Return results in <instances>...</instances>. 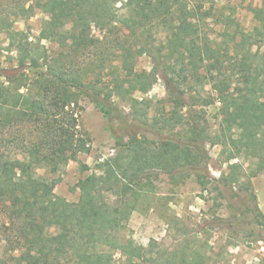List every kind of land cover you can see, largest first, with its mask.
I'll return each mask as SVG.
<instances>
[{"label": "trees", "instance_id": "16d2710c", "mask_svg": "<svg viewBox=\"0 0 264 264\" xmlns=\"http://www.w3.org/2000/svg\"><path fill=\"white\" fill-rule=\"evenodd\" d=\"M205 1L125 0L120 13L118 0H45L43 34L48 32L60 49L52 55L0 17V33L17 50L16 66L0 74V134L21 128L5 143L0 140V264H116L114 253L122 264H209L218 256L207 244V254L194 250L190 257L184 251L154 253V242L143 248L118 235L144 197L146 177L164 175L181 183L194 177L205 186L211 143L230 147L229 160L257 156L247 179L264 171V51L257 53L264 47V0L254 12L255 26L237 42L230 38V48L201 36L200 24L209 17V9H202ZM158 28L165 40L155 44L152 30ZM254 45L257 51L250 54ZM92 55L98 62L91 69ZM144 55L153 61L150 72L135 69ZM113 59L118 64L110 79L97 80L100 88L89 92L87 76ZM153 76L163 81L166 97L157 101L149 122L152 99L133 95L147 94ZM204 85L211 90L206 97L197 90ZM79 96L101 113L116 154L99 165L102 175L78 181V201L68 202L54 195L57 173L89 152L90 140L70 108ZM115 99L127 101L133 117ZM210 107L217 121L213 131ZM180 110L186 112L182 122L175 120ZM37 123L42 128L33 129V138L21 133ZM174 123L181 128L174 131ZM240 168L231 166L236 173ZM230 178L217 183L240 198L243 209L216 224L234 232L247 225L253 227L248 232L264 231V214L253 199L250 204L233 192ZM102 192H113V207Z\"/></svg>", "mask_w": 264, "mask_h": 264}, {"label": "rangeland", "instance_id": "374dc122", "mask_svg": "<svg viewBox=\"0 0 264 264\" xmlns=\"http://www.w3.org/2000/svg\"><path fill=\"white\" fill-rule=\"evenodd\" d=\"M198 1L189 0L192 5L194 2L197 4ZM208 1L202 4L203 10L209 9V17L200 24V34L201 36L202 34L207 35L213 46L228 45L230 48L232 47L229 42L230 38L237 42L242 33L251 31L255 26L254 12L260 8L263 0ZM123 2L125 0H118L117 3L120 13L124 12L121 9ZM0 17H4L10 22L12 30L23 33L27 37L28 43L38 46L47 52V55H52L60 50L58 44L53 42L52 37H48V32L43 34L45 22L48 21L45 0H0ZM152 32L157 33L154 35L155 44L165 40V35L159 28L153 29ZM91 34L95 38L101 39V34L96 28H92ZM11 44L7 36L1 32L0 74H3L4 70L16 66L17 50L14 49L15 47H11ZM257 48V45H254L249 50L250 54H254ZM259 48L257 53H262L264 47ZM93 56L95 55H92L88 61V67L91 69L98 62V59L96 60ZM41 58L39 56V59ZM235 61L236 59H231V63ZM168 62L171 64L173 59L171 58ZM117 64L116 59L108 60L103 64V69L98 67L94 72L92 71L84 81L85 85L93 86V89L88 91L100 88L95 84L97 80L101 82L109 80V74ZM152 64L153 61L149 56L144 55L136 59L135 69L138 72L143 70L150 72ZM176 69H178V65H176ZM150 81L153 82L147 94L136 93L133 95L135 98L152 99V105L146 115L149 122L154 111L160 106L157 101L161 102L166 97L163 81L154 76L150 77ZM209 87L204 85L197 90L201 96L206 97L207 93H211ZM115 100L120 107L127 110L130 115L132 114L127 101ZM166 106V110H173L169 109L168 105ZM70 108L77 117L79 130L85 132L90 140L87 143L89 152L78 154L76 161H69L60 169L57 173L60 182L54 188V195L64 198L68 202H77L80 195L77 187L78 181L91 174L102 175L99 165L106 159L115 156L116 149L106 128V121L88 99L79 96L76 104L71 105ZM207 113L213 131L217 125V121L214 120L213 108L207 109ZM131 117L133 116L131 115ZM185 117L186 112L180 110L175 120L179 119L180 121L181 119L182 122ZM39 126H41L40 123L25 126L21 133L25 134L26 138H33L36 134L33 129H41L42 127ZM178 128H181V123L175 124L174 131ZM20 129H10L9 132L0 134V140L4 139L5 143L7 138L18 134ZM207 150L209 179L205 186L200 185L194 177H190L182 183L164 175L154 174L146 177L143 181L144 197L138 202L136 209L126 222L125 228L118 235L121 238L132 240L135 245L143 248L154 242L157 245L155 247L153 245L154 253L158 249L165 251L166 254L184 251L190 257L194 250L207 254V250L212 249L213 252L218 253V256H213L209 264L214 259L216 264H264V231L259 232L254 228L248 232L253 227L247 225L242 226L244 231L234 232L221 229L216 224L219 219L230 218L236 212L235 208L243 209L241 199L232 198L231 190L217 183L222 176L231 177L233 192L239 193L250 204L253 199V203L264 214V171L247 179L256 170L259 158L257 156L246 158L241 155L237 159L229 160L231 148L226 146L223 148L214 143L207 145ZM236 163L241 166L238 173L231 169V166ZM82 166H85L87 170H83ZM38 173L44 174V170H39ZM103 188L105 189V187ZM246 188L249 189V192L245 190ZM102 194L105 202L113 207L116 201V197L112 195L113 192H102ZM206 244L208 245L207 250L204 249ZM114 259L116 264H122L124 261L119 253H114Z\"/></svg>", "mask_w": 264, "mask_h": 264}]
</instances>
